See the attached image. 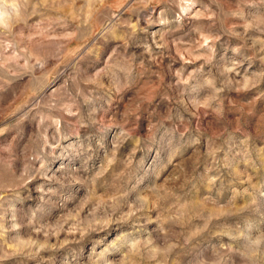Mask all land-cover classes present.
Returning a JSON list of instances; mask_svg holds the SVG:
<instances>
[{"label": "rangeland", "instance_id": "1", "mask_svg": "<svg viewBox=\"0 0 264 264\" xmlns=\"http://www.w3.org/2000/svg\"><path fill=\"white\" fill-rule=\"evenodd\" d=\"M0 264H264V0H6Z\"/></svg>", "mask_w": 264, "mask_h": 264}, {"label": "clouds", "instance_id": "2", "mask_svg": "<svg viewBox=\"0 0 264 264\" xmlns=\"http://www.w3.org/2000/svg\"><path fill=\"white\" fill-rule=\"evenodd\" d=\"M15 10V4L0 0V22L6 23L10 18L11 12Z\"/></svg>", "mask_w": 264, "mask_h": 264}]
</instances>
